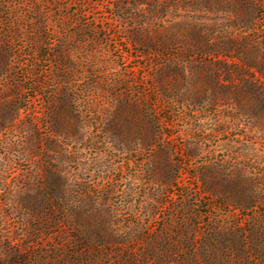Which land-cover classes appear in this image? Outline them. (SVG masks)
<instances>
[{"label":"rangeland","instance_id":"1","mask_svg":"<svg viewBox=\"0 0 264 264\" xmlns=\"http://www.w3.org/2000/svg\"><path fill=\"white\" fill-rule=\"evenodd\" d=\"M0 79V264H264V0H0Z\"/></svg>","mask_w":264,"mask_h":264},{"label":"trees","instance_id":"2","mask_svg":"<svg viewBox=\"0 0 264 264\" xmlns=\"http://www.w3.org/2000/svg\"><path fill=\"white\" fill-rule=\"evenodd\" d=\"M3 88V81L0 79V90ZM18 109L17 108H15L14 109V117H17L18 116Z\"/></svg>","mask_w":264,"mask_h":264}]
</instances>
